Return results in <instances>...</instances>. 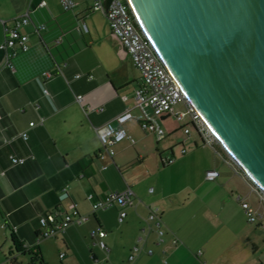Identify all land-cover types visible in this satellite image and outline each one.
Wrapping results in <instances>:
<instances>
[{
	"label": "crops",
	"instance_id": "crops-1",
	"mask_svg": "<svg viewBox=\"0 0 264 264\" xmlns=\"http://www.w3.org/2000/svg\"><path fill=\"white\" fill-rule=\"evenodd\" d=\"M41 1L0 0V45L3 27L26 10L29 15L20 28L29 49L12 57L14 72L4 65L0 47V264H19L24 256L33 264L24 246L48 264H124L140 237L153 252L139 254L135 264H264V204L240 169L224 163L219 145L222 157L167 114L159 118L164 136L157 138L141 130V115L133 109L124 127L134 143H116L112 156L102 150L94 127L133 106L139 72L102 11L91 10L85 0H73L70 10L59 0H44V6ZM42 71L52 75L42 79ZM76 95L83 96L81 103ZM22 132L25 140L17 136ZM10 155L26 161L13 165ZM168 158H173L169 164ZM208 169L218 176L205 179ZM126 186L141 203L127 208L121 222L116 206L91 210L87 194L97 199ZM236 194L260 220H246ZM149 205L159 208L168 231L160 247L146 232ZM74 210L88 219L54 237H40V216L64 217ZM95 227L107 233L106 251L89 246L88 232ZM171 236L179 240L176 245Z\"/></svg>",
	"mask_w": 264,
	"mask_h": 264
},
{
	"label": "water",
	"instance_id": "water-1",
	"mask_svg": "<svg viewBox=\"0 0 264 264\" xmlns=\"http://www.w3.org/2000/svg\"><path fill=\"white\" fill-rule=\"evenodd\" d=\"M125 2L216 142L264 196V0Z\"/></svg>",
	"mask_w": 264,
	"mask_h": 264
},
{
	"label": "built area",
	"instance_id": "built-area-1",
	"mask_svg": "<svg viewBox=\"0 0 264 264\" xmlns=\"http://www.w3.org/2000/svg\"><path fill=\"white\" fill-rule=\"evenodd\" d=\"M85 1L90 3L91 10L102 11L104 13L112 35L120 42L124 51L130 56L135 68L139 72L138 86L134 89L133 93V106L126 108L103 125L94 127L95 134L100 142L102 150L108 156H112L114 154L113 147L116 143L122 140H127L130 144L134 143L135 140L133 136L127 131L124 124L133 117L132 110L137 109L141 115L139 127L142 131L154 134L157 138L163 137L164 130L159 123V118L162 114L171 115L181 123L182 130L185 134L192 133L196 135L201 144L209 146L217 155L222 157L220 150L216 146L219 145L216 139L192 105L186 100L178 84L165 68L148 39L136 25L127 3L123 0H111L107 10L104 11V0ZM59 2L64 10H70L75 5L73 0H59ZM39 5L44 6L45 1L42 0ZM28 22L29 15L28 10H26L20 16L13 18V23L10 27H3L4 41L0 47L5 53L4 65L11 72H14L12 57H14L18 51L26 52L29 49L27 45V34L20 31V28L28 24ZM41 29H43V26L37 27L35 29L36 33L39 34ZM57 71L59 72L60 69L57 68ZM51 75L52 72L50 71H42L40 73L42 79L49 78ZM75 77H79V74H76ZM44 92H46L45 89ZM75 99L76 102L81 103L83 101V96L76 95ZM178 106H181V108L178 109ZM93 109L95 111L102 110L101 107H95ZM33 124V122H29L30 126ZM17 136L25 140L27 134L22 132ZM15 137L16 136H12L4 139V143H8ZM181 152L183 153L184 149H182ZM222 159L227 165L234 164L227 154L226 157H222ZM9 160L11 164L18 165L23 164L26 158L10 155ZM172 161L173 158H168L166 163L169 164ZM218 174L219 172L217 170L208 169L205 171L204 177L207 180H213ZM253 188L257 191L259 202L264 204L263 194H261L256 187ZM148 192H153V188L150 187ZM86 198L90 201L91 210L93 212L116 206L118 208V222H121L126 216L127 208H133L141 203V200L135 196L133 190L129 186H126L120 191H109L97 199H94L93 195L89 193ZM235 199L240 203L248 222L254 223L261 219V214L248 202L244 201L239 194L235 195ZM146 207V232H151L155 235L153 245L160 247L165 242L168 231L162 222L159 208L156 205H149ZM86 219H88L87 215H80L75 210L71 215L66 214L64 217H58L53 213L42 215L38 219L40 225L39 235L41 238L54 237L56 234L64 232L70 224H80ZM2 226H4V224ZM15 230V228L12 229V231ZM106 235V231L102 228L95 227L90 229L88 232L90 248H98L101 251H106ZM143 241L144 237H140L139 242L131 246L124 264H135L136 257L141 253L146 255L152 254L153 249L151 247H144ZM170 242L172 245H176L179 240L171 236ZM23 249L29 251L30 248L24 246ZM61 256L62 254H60V257ZM91 258L93 260L95 259L93 255H91ZM95 260L97 261V259ZM33 264L48 263L37 259ZM100 264L104 263L101 262Z\"/></svg>",
	"mask_w": 264,
	"mask_h": 264
},
{
	"label": "trees",
	"instance_id": "trees-1",
	"mask_svg": "<svg viewBox=\"0 0 264 264\" xmlns=\"http://www.w3.org/2000/svg\"><path fill=\"white\" fill-rule=\"evenodd\" d=\"M125 2V0H123ZM115 37V36H114ZM116 38V37H115ZM48 214V213H46ZM44 214V215H46ZM12 232V231H11ZM14 241H15V238H14ZM18 248L20 249V245H18ZM22 249V248H21ZM30 254H32V259H33V262L36 261L38 258H37V253L33 250V249H29L28 251Z\"/></svg>",
	"mask_w": 264,
	"mask_h": 264
},
{
	"label": "rangeland",
	"instance_id": "rangeland-1",
	"mask_svg": "<svg viewBox=\"0 0 264 264\" xmlns=\"http://www.w3.org/2000/svg\"><path fill=\"white\" fill-rule=\"evenodd\" d=\"M18 260H21L22 261L19 264H29V258H28V256H24L22 258H19ZM186 264H188V263H186Z\"/></svg>",
	"mask_w": 264,
	"mask_h": 264
}]
</instances>
